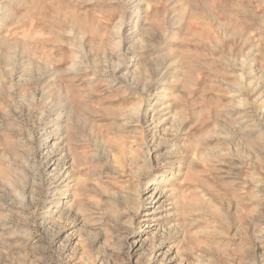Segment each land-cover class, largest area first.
<instances>
[{"label": "rangeland", "instance_id": "1", "mask_svg": "<svg viewBox=\"0 0 264 264\" xmlns=\"http://www.w3.org/2000/svg\"><path fill=\"white\" fill-rule=\"evenodd\" d=\"M0 264H264V0H0Z\"/></svg>", "mask_w": 264, "mask_h": 264}]
</instances>
